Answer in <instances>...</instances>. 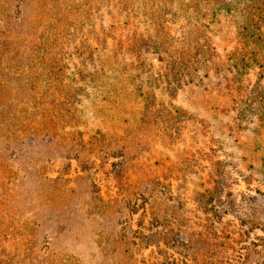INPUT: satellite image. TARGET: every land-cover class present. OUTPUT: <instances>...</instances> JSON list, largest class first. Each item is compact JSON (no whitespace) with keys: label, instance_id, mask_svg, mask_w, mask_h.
<instances>
[{"label":"rangeland","instance_id":"1","mask_svg":"<svg viewBox=\"0 0 264 264\" xmlns=\"http://www.w3.org/2000/svg\"><path fill=\"white\" fill-rule=\"evenodd\" d=\"M213 5L0 0V264H264V0Z\"/></svg>","mask_w":264,"mask_h":264},{"label":"trees","instance_id":"2","mask_svg":"<svg viewBox=\"0 0 264 264\" xmlns=\"http://www.w3.org/2000/svg\"><path fill=\"white\" fill-rule=\"evenodd\" d=\"M193 1H196L197 4L199 3V0H193ZM218 1L219 0H208L209 6L214 4L213 6H211L209 8V11H211L213 15H215L218 11H221V12L223 11L222 10L223 7H221L220 5H218ZM249 11H253L252 8L249 9L248 12ZM221 12H219V13H221ZM263 15H264V12L261 13L259 15V17H262ZM242 29H243V32H244L242 35H244L245 38L246 37H252L254 40L256 39L259 47L260 46H264V45H262L264 42L261 43L262 42V39L264 40V37H263V34H262L263 33V26H258L257 24L255 25L254 23H252L251 21H249L248 25L245 24V26H243ZM258 41H261V42H258ZM262 67H264V66H262ZM262 67H261V69H262ZM260 99H261V102L264 103V95L260 96ZM259 110H260V108H259Z\"/></svg>","mask_w":264,"mask_h":264}]
</instances>
